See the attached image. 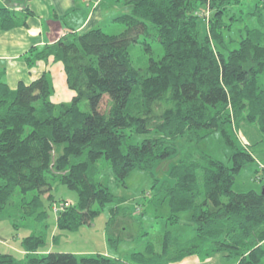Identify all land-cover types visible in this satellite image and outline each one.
I'll list each match as a JSON object with an SVG mask.
<instances>
[{"label":"trees","instance_id":"trees-1","mask_svg":"<svg viewBox=\"0 0 264 264\" xmlns=\"http://www.w3.org/2000/svg\"><path fill=\"white\" fill-rule=\"evenodd\" d=\"M127 3L129 14L116 18L125 25L122 32L71 30L35 52V61L51 57L62 64L73 93L68 103L50 99L46 74L15 88L0 83V215L20 209L38 225L20 242L23 259L0 252V264H170L214 253L234 264L264 261V194L232 189L238 172L254 164L250 145L238 144L235 130L247 124L264 140V0H255L248 13L260 28H247L233 49L224 36L236 21L228 14L231 0ZM16 18L0 6V32L14 28ZM152 41L162 48L158 59ZM136 43L150 53L145 71L129 56ZM215 134L230 151L229 165L199 148ZM170 158L172 184L162 185L157 202L169 199L173 221L189 212L191 239L181 243L177 232L165 231L160 248L148 244V255L132 254V262L42 252L41 196L50 200L56 184L77 195L75 204L57 209L56 233L67 234L120 201L103 182L102 162L123 183L133 169L150 170ZM16 189L19 199L12 203Z\"/></svg>","mask_w":264,"mask_h":264},{"label":"rangeland","instance_id":"rangeland-1","mask_svg":"<svg viewBox=\"0 0 264 264\" xmlns=\"http://www.w3.org/2000/svg\"><path fill=\"white\" fill-rule=\"evenodd\" d=\"M60 5H77L82 11L71 10L70 8L63 12L59 20V28H61L57 31L59 34L68 31V28L75 30L81 22L86 20L89 14L88 25L93 28H100L107 34H118L125 29V25L116 18L122 14H129L131 9V4L127 3V0H61ZM97 5L99 6L97 7ZM255 6V0H231L228 14L235 17L236 21L230 20V28L224 35L226 39L230 40L228 44L230 49L238 47V42L244 37L247 28H260L256 20L248 15L255 9ZM51 29L47 31L45 28L47 33H51L50 39L53 38L55 32H53L52 26ZM143 39L141 36L140 40ZM151 45V54L155 59H158L162 53V48L154 41ZM128 51L132 65L141 71H145L150 53L140 43L132 44ZM260 79L264 86V76H261ZM55 82L58 86L52 87L53 92L50 99L54 95H67V91L61 86V83ZM82 107L84 108V106ZM106 108L107 103L106 98H104L101 109L105 110ZM235 134L238 144L249 143V148L254 156V164L251 168H243L238 172L232 189L235 192L255 190L261 193L264 187V140L255 127L247 124L241 128V134L244 138L239 137L238 129L235 130ZM133 141H137V139ZM199 148L214 158L230 164L228 160L230 151L218 134L204 140ZM174 161L175 158H170L150 170L133 169L125 177L123 183L116 181L110 168H108V164L102 162L103 182L108 187L110 194L120 201L107 203L90 225H84L77 231L67 234H58L54 231L57 217L54 209H60L65 203L75 204L77 195L75 191L66 186L56 184L50 192V200L47 199V194L41 196L42 210L46 213L42 221V225L44 223L46 225L39 229L45 241L41 250L46 251L51 248L53 251L71 252L78 256L104 254L132 262V254L137 253L138 257L148 255L146 248L148 244H153L155 249L160 248L165 231L177 232L181 243L191 239L195 232L193 225L188 221L189 212L177 214V219L173 221L169 199L157 202L162 185L164 183L172 184L169 170ZM260 164L263 168L260 167ZM17 191L18 189L12 197V203L19 199ZM116 206H118L117 211L112 212L111 208H116ZM22 213L23 211L18 209L10 211V216L7 214L0 215V252L10 253L17 261L23 259L24 256L20 245L21 240L38 230L34 218H24ZM113 213L114 217L110 223L109 219ZM53 239L54 243L52 242ZM1 242L13 246V249L2 246ZM202 264H215V262ZM216 264H234V260L224 258ZM258 264H264V261L261 260Z\"/></svg>","mask_w":264,"mask_h":264},{"label":"crops","instance_id":"crops-1","mask_svg":"<svg viewBox=\"0 0 264 264\" xmlns=\"http://www.w3.org/2000/svg\"><path fill=\"white\" fill-rule=\"evenodd\" d=\"M60 1H55V4L53 0H0V6L9 8L17 16L14 28L0 32V83H5L10 88H15L20 81L28 84L42 74H46L53 88L57 85L55 81H59L61 86L67 91V95L53 96L51 100L56 104L64 103L65 101L68 103L73 96L72 91L66 85L62 64L54 61L51 57L46 60L35 61L34 54L39 52L44 46L53 44L58 38L71 30L80 32L93 28L87 24L89 14L86 20L81 22L75 30L68 28V31L59 34L57 31L61 29L59 28L60 15L70 8L71 10L82 11L77 5H60ZM51 26L53 27V32H55L53 38L50 39L51 33H47L45 28L50 31L52 30ZM243 126L244 124L238 128V135L242 138H244L241 134ZM247 144L249 145V143ZM54 231L56 232L55 229ZM52 242L54 243V239ZM1 245L13 249V246L5 242H1ZM49 250L51 248L42 252ZM224 258L226 256L222 253H214L203 260L192 255L170 264H202L213 261L216 264L224 260Z\"/></svg>","mask_w":264,"mask_h":264},{"label":"water","instance_id":"water-1","mask_svg":"<svg viewBox=\"0 0 264 264\" xmlns=\"http://www.w3.org/2000/svg\"><path fill=\"white\" fill-rule=\"evenodd\" d=\"M261 193L264 194V188L262 189Z\"/></svg>","mask_w":264,"mask_h":264},{"label":"built area","instance_id":"built-area-1","mask_svg":"<svg viewBox=\"0 0 264 264\" xmlns=\"http://www.w3.org/2000/svg\"><path fill=\"white\" fill-rule=\"evenodd\" d=\"M57 211H58L57 209H54V212H55V213H57Z\"/></svg>","mask_w":264,"mask_h":264}]
</instances>
